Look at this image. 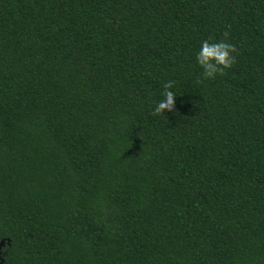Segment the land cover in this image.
Returning a JSON list of instances; mask_svg holds the SVG:
<instances>
[{
	"label": "trees",
	"instance_id": "trees-1",
	"mask_svg": "<svg viewBox=\"0 0 264 264\" xmlns=\"http://www.w3.org/2000/svg\"><path fill=\"white\" fill-rule=\"evenodd\" d=\"M204 40L236 48L225 75ZM3 241V264H264V0H0Z\"/></svg>",
	"mask_w": 264,
	"mask_h": 264
},
{
	"label": "clouds",
	"instance_id": "clouds-1",
	"mask_svg": "<svg viewBox=\"0 0 264 264\" xmlns=\"http://www.w3.org/2000/svg\"><path fill=\"white\" fill-rule=\"evenodd\" d=\"M236 48L225 41H201L200 48L195 54V59L202 69L205 80L215 79L218 75H225V70L231 69L236 62ZM174 82L167 81L163 84L161 99L153 108L154 115L171 112L175 107L176 93L173 90Z\"/></svg>",
	"mask_w": 264,
	"mask_h": 264
},
{
	"label": "water",
	"instance_id": "water-1",
	"mask_svg": "<svg viewBox=\"0 0 264 264\" xmlns=\"http://www.w3.org/2000/svg\"><path fill=\"white\" fill-rule=\"evenodd\" d=\"M6 246V242H1L0 243V260H1V262H0V264H3L4 263V261H3V259H2V250H3V248Z\"/></svg>",
	"mask_w": 264,
	"mask_h": 264
}]
</instances>
